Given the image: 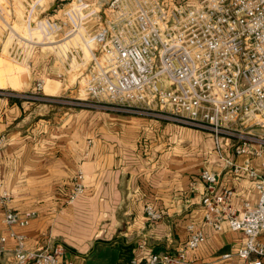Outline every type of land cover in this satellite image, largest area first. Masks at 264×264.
<instances>
[{
  "label": "crops",
  "instance_id": "0c3cea01",
  "mask_svg": "<svg viewBox=\"0 0 264 264\" xmlns=\"http://www.w3.org/2000/svg\"><path fill=\"white\" fill-rule=\"evenodd\" d=\"M39 23L45 27V20ZM62 36L77 45L61 56H32L33 51L32 75L16 82V89L44 79L46 94L75 86L79 90L87 73L83 41L79 34ZM5 51H0V86L1 75L9 70ZM24 67L28 65L23 62L9 68L24 75ZM70 80L74 83L67 87ZM46 105L0 95V192H10L14 210L36 214L29 225L9 228L0 207V236H7L0 264H18L12 230L24 235L27 249L62 245L59 264H129L151 251L176 255L189 238V224L205 235L199 247L188 250L189 264H245L237 255L243 232L232 230L226 221L221 230L205 221L201 200L206 184L200 173L216 172V191L234 190L232 203L242 213L244 203H255L258 193L255 180L244 169L235 172L231 163L242 167L249 160L261 171L262 157L235 156L229 148L219 153L209 132L151 116ZM79 170L85 193L67 203ZM148 204L162 219L149 220ZM259 238L264 241V231ZM142 242L145 248L139 247Z\"/></svg>",
  "mask_w": 264,
  "mask_h": 264
},
{
  "label": "built area",
  "instance_id": "2783aa9c",
  "mask_svg": "<svg viewBox=\"0 0 264 264\" xmlns=\"http://www.w3.org/2000/svg\"><path fill=\"white\" fill-rule=\"evenodd\" d=\"M63 15L64 24L46 19L44 37L59 36L66 24L71 28L64 35H81L91 53L83 62L87 97L74 101L46 94L44 79L31 91L8 96L151 116L209 132L219 153L229 148L235 156L262 157L261 171L249 160L242 167L231 163L235 172L244 169L255 180L258 193L255 203H244L242 213L232 203L234 190L216 191V172L205 169L200 178L206 184L201 200L206 223L221 230L226 221L232 230L242 231L245 240L237 255L245 264H264L259 238L264 231V0H68ZM84 193L79 170L66 202ZM10 202V192L1 191L4 223L9 228L29 225L35 212H19ZM145 213L151 222L163 217L151 204ZM188 231L176 255L151 251L129 264H189L188 250L199 247L205 235L194 224ZM9 236L18 241V264H59L62 245L27 249L24 235L12 230ZM6 242L7 236H0V255Z\"/></svg>",
  "mask_w": 264,
  "mask_h": 264
},
{
  "label": "rangeland",
  "instance_id": "374dc122",
  "mask_svg": "<svg viewBox=\"0 0 264 264\" xmlns=\"http://www.w3.org/2000/svg\"><path fill=\"white\" fill-rule=\"evenodd\" d=\"M192 2H197L199 0H191ZM68 0H0V51L5 48V57L8 62V69H5L3 75H1V79L3 83L0 86V95L8 96L10 93L22 94L27 91H31L34 85L30 87L23 86L21 89H16L18 87H14L16 82H22L27 77L32 75V66L31 63L33 59H30L31 53L32 56L41 55L43 52H52L61 56L63 52H66L68 47L76 46L77 43L75 39L73 41H68V38L62 39L63 32L67 31L71 28L70 25H64L63 31L57 37H50V41H48L44 37L45 29H43V25L38 23V15L45 13L49 10L54 4H56V9L53 10L50 14L46 15L45 19V27H46V19H50L51 21H58L64 24L65 21L63 15V5L67 3ZM43 4V6H40ZM42 21V20H41ZM44 27V28H45ZM43 29V30H42ZM82 34L84 33V29L80 30ZM38 34V36H35ZM78 37V36H77ZM76 40H79L80 37ZM68 39V40H66ZM63 42V43H62ZM35 43V44H34ZM62 44V45H61ZM68 44V46H64ZM84 55V62L90 59V52L86 50L83 43H81ZM34 46H37L36 48ZM34 49V50H33ZM81 50V49H80ZM33 58V57H32ZM30 59V60H29ZM75 59V58H74ZM30 62H29V61ZM25 63L28 67H24L26 73L16 74L15 71L10 69L9 67L13 66V68H19L20 63ZM74 65H78L77 60H73ZM12 70V71H11ZM11 82V83H10ZM84 82V81H83ZM74 81H68V85L72 86ZM78 87H73L72 89H68L67 91L62 92L59 91L56 95H64L66 98L70 100L76 101L75 97H87L83 91L82 86L77 90ZM25 90V91H23ZM40 103H47L45 107H55L56 109H64V110H77V109H87V110H108L105 108H95L92 106H73L69 104H61L58 101H38ZM93 103H97L98 101H91ZM93 105V104H90ZM117 112V111H113Z\"/></svg>",
  "mask_w": 264,
  "mask_h": 264
},
{
  "label": "water",
  "instance_id": "95a60500",
  "mask_svg": "<svg viewBox=\"0 0 264 264\" xmlns=\"http://www.w3.org/2000/svg\"><path fill=\"white\" fill-rule=\"evenodd\" d=\"M56 4H54L49 10H47L45 13H42V14H40V15H38V20L39 21H41V20H43V18L46 16V15H48V14H50L53 10H55L56 9Z\"/></svg>",
  "mask_w": 264,
  "mask_h": 264
},
{
  "label": "bare ground",
  "instance_id": "6f19581e",
  "mask_svg": "<svg viewBox=\"0 0 264 264\" xmlns=\"http://www.w3.org/2000/svg\"><path fill=\"white\" fill-rule=\"evenodd\" d=\"M85 48H86V50H88L90 52L89 48H87L86 46H85ZM44 89H45V86H44Z\"/></svg>",
  "mask_w": 264,
  "mask_h": 264
}]
</instances>
